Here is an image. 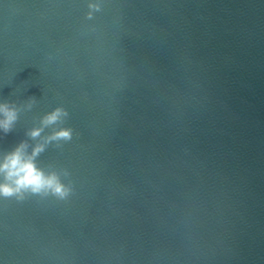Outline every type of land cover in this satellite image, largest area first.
Instances as JSON below:
<instances>
[{"label": "water", "instance_id": "1", "mask_svg": "<svg viewBox=\"0 0 264 264\" xmlns=\"http://www.w3.org/2000/svg\"><path fill=\"white\" fill-rule=\"evenodd\" d=\"M30 97L0 158L71 127L37 164L73 194L0 198V264H264V0H0V102Z\"/></svg>", "mask_w": 264, "mask_h": 264}, {"label": "clouds", "instance_id": "2", "mask_svg": "<svg viewBox=\"0 0 264 264\" xmlns=\"http://www.w3.org/2000/svg\"><path fill=\"white\" fill-rule=\"evenodd\" d=\"M90 11L88 18L91 19L94 12H99V3H89ZM36 103L35 97L21 106L8 101L0 102V131L4 134L10 133L18 119L21 111H30ZM69 116L64 107H56L54 110L44 114L40 118V126L33 127L25 135L33 141L41 138L46 128L58 123H63ZM73 139L71 127H60L42 138V142L30 145L28 140H21L9 151L3 152L0 158V198L5 200L15 199L23 202L30 197H55L64 201L73 194L71 183L65 184L61 179V173L56 170L45 171L38 166V157L46 151L49 145L55 144L57 148L62 147L61 142L67 143ZM29 149H31L29 151ZM64 177L70 173L64 169Z\"/></svg>", "mask_w": 264, "mask_h": 264}]
</instances>
